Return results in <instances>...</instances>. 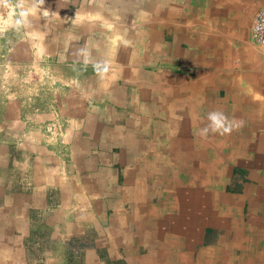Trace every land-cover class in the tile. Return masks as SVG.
Masks as SVG:
<instances>
[{"label":"crops","instance_id":"0c3cea01","mask_svg":"<svg viewBox=\"0 0 264 264\" xmlns=\"http://www.w3.org/2000/svg\"><path fill=\"white\" fill-rule=\"evenodd\" d=\"M261 7L23 0L13 55L50 76L52 92L33 96L27 129L21 101L3 104L0 137L13 147L0 153V264H38L40 248L52 264L92 232L94 242L109 232L121 264H264V46L252 37ZM216 108L243 127L201 137ZM231 177L241 191L226 189Z\"/></svg>","mask_w":264,"mask_h":264},{"label":"rangeland","instance_id":"374dc122","mask_svg":"<svg viewBox=\"0 0 264 264\" xmlns=\"http://www.w3.org/2000/svg\"><path fill=\"white\" fill-rule=\"evenodd\" d=\"M22 10L26 9H23V4H21L20 0H0V115H2L4 111V105L7 106V102L16 98L19 102L21 101V103L15 105L16 113H23V124H26V128L24 129H27L32 127L36 121V116L33 115V113L37 105L33 104V102H36V98L34 99L33 96H43L46 92H50L51 94L52 90L46 88L47 83L45 82L46 77L49 78L50 76L41 73L35 66L32 67L30 60H21L18 55L15 57L13 55L17 47L15 45L20 41L15 40L13 36H18L19 39V34H14L20 33V31L23 32L25 29L24 26L21 27L15 24L16 20L21 18L20 13ZM15 27L18 29L13 31ZM28 132L29 130H26L23 135L25 136ZM15 138L18 139V137ZM0 140V153L8 152L7 144H9V148L13 147L10 145L12 143L11 138L2 136ZM23 140H25V137H23ZM11 151L12 149H9V152ZM242 170L245 171L246 169H232L230 172L235 174V172H240ZM248 172L249 171H247L246 174ZM242 181L243 179L237 184V182L234 181V177H231L230 184L227 183L225 187L233 192L236 190L241 191L243 187V185H241ZM194 186L196 187V185ZM261 187L264 190L263 184ZM2 188L3 187H0V198L3 192ZM109 235V232L97 233V238H100V240L98 239L97 241L99 243L96 241L94 242V237H96L94 232L85 234V237L75 236V240L71 243L70 250L65 251V253L64 250H62L63 252L60 250L54 251L55 254L53 255L52 264H76L77 262H79V264H121V261H126L128 257L125 256L126 253H123V256H121L124 250L115 252L113 250V252L110 253V247H108L110 243ZM72 245L74 248H72ZM262 250V252H264V249ZM44 251L47 250H42V248H40L32 253V257L34 256L38 264H51L50 257H43L42 259L41 254H43ZM58 253L59 255H57Z\"/></svg>","mask_w":264,"mask_h":264},{"label":"clouds","instance_id":"9594fccd","mask_svg":"<svg viewBox=\"0 0 264 264\" xmlns=\"http://www.w3.org/2000/svg\"><path fill=\"white\" fill-rule=\"evenodd\" d=\"M23 4V0H21ZM45 4V0H32V7L37 8ZM29 12L27 10H22L20 13L21 19L16 21L17 26L27 25V17ZM47 15V12H45ZM95 70L103 75L107 72L108 65L106 61L99 62L95 65ZM207 123L200 129V136L207 138L210 133L219 135H230L234 130H238L243 127L244 122L242 120L237 121L234 117L227 115L222 109L216 108L210 110L206 115Z\"/></svg>","mask_w":264,"mask_h":264},{"label":"built area","instance_id":"2783aa9c","mask_svg":"<svg viewBox=\"0 0 264 264\" xmlns=\"http://www.w3.org/2000/svg\"><path fill=\"white\" fill-rule=\"evenodd\" d=\"M253 40L264 46V7L259 8L252 25Z\"/></svg>","mask_w":264,"mask_h":264},{"label":"bare ground","instance_id":"6f19581e","mask_svg":"<svg viewBox=\"0 0 264 264\" xmlns=\"http://www.w3.org/2000/svg\"><path fill=\"white\" fill-rule=\"evenodd\" d=\"M214 143V142H213ZM214 144H216V143H214ZM220 146V145H219ZM217 147V146H216ZM218 148V147H217ZM223 150V149H222ZM221 150V151H222ZM223 153V152H222ZM219 154V153H218ZM169 155H171V154H169ZM230 155V154H229ZM213 156H214V153H213ZM209 158V157H208ZM221 158V157H220ZM216 160V159H215ZM223 160V159H222ZM218 163V162H217ZM220 163V162H219ZM218 170V169H217ZM213 176V175H212ZM214 183V182H213ZM205 186V185H204ZM206 192V191H205ZM221 192V191H220ZM204 193V192H203ZM220 194V193H219ZM219 199V198H218ZM186 203V202H185ZM192 204V203H191ZM193 205V204H192ZM200 205V204H199ZM192 209V208H191ZM194 210V209H193ZM203 213V212H202ZM163 215V214H162ZM196 215V214H195ZM208 217V216H207ZM203 220H204V218H203ZM161 223V222H160ZM172 228V227H171Z\"/></svg>","mask_w":264,"mask_h":264}]
</instances>
